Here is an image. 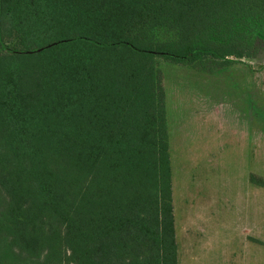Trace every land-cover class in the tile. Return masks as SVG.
<instances>
[{"label": "trees", "instance_id": "1", "mask_svg": "<svg viewBox=\"0 0 264 264\" xmlns=\"http://www.w3.org/2000/svg\"><path fill=\"white\" fill-rule=\"evenodd\" d=\"M159 28L176 38L140 37ZM8 42L0 264H178L156 59L256 57L264 0H0Z\"/></svg>", "mask_w": 264, "mask_h": 264}, {"label": "rangeland", "instance_id": "2", "mask_svg": "<svg viewBox=\"0 0 264 264\" xmlns=\"http://www.w3.org/2000/svg\"><path fill=\"white\" fill-rule=\"evenodd\" d=\"M151 33L140 37L176 38L174 29ZM231 59L215 71L156 59L178 264H264V47Z\"/></svg>", "mask_w": 264, "mask_h": 264}]
</instances>
